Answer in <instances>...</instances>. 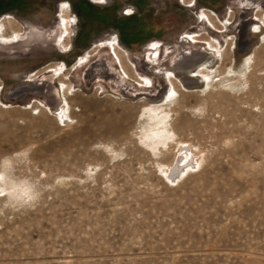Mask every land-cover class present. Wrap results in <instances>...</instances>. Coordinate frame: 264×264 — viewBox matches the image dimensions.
Wrapping results in <instances>:
<instances>
[{"label": "rangeland", "instance_id": "rangeland-1", "mask_svg": "<svg viewBox=\"0 0 264 264\" xmlns=\"http://www.w3.org/2000/svg\"><path fill=\"white\" fill-rule=\"evenodd\" d=\"M196 7L0 12V264H264V0Z\"/></svg>", "mask_w": 264, "mask_h": 264}, {"label": "bare ground", "instance_id": "bare-ground-1", "mask_svg": "<svg viewBox=\"0 0 264 264\" xmlns=\"http://www.w3.org/2000/svg\"><path fill=\"white\" fill-rule=\"evenodd\" d=\"M94 1H99V0H94ZM101 1V0H100ZM184 1V0H183ZM185 2V1H184ZM191 3L189 5H192L193 2L192 0L190 1ZM67 5V4H66ZM64 6L61 5L58 10V18H59V25L61 29V36H60V45L62 46L63 49H68L69 44H70V39H71V31H72V24H71V14L69 10V6ZM113 44H117V40L113 39L112 41ZM180 52V59H184L186 55H191L193 51H184L183 49L179 51ZM178 58V59H179ZM103 65L101 62L94 63L90 69L97 72L99 75L106 79H112L114 80V75L109 71L106 62L102 61ZM88 71V70H87ZM28 88V87H27Z\"/></svg>", "mask_w": 264, "mask_h": 264}, {"label": "clouds", "instance_id": "clouds-1", "mask_svg": "<svg viewBox=\"0 0 264 264\" xmlns=\"http://www.w3.org/2000/svg\"><path fill=\"white\" fill-rule=\"evenodd\" d=\"M9 197L10 203L15 206L16 203H31L35 199L38 198L39 193L35 190V187L29 185L26 191L21 195L18 191L13 188L9 192L6 193Z\"/></svg>", "mask_w": 264, "mask_h": 264}, {"label": "crops", "instance_id": "crops-1", "mask_svg": "<svg viewBox=\"0 0 264 264\" xmlns=\"http://www.w3.org/2000/svg\"><path fill=\"white\" fill-rule=\"evenodd\" d=\"M16 1H18V0H13V3H15ZM177 1L179 3H181L183 6H185L186 8H188L189 10H193L194 14L196 13V11H199V10H207L204 7H201L200 9H197V7H196V0H192V2H193L192 6H188L187 3L184 2L183 0H177ZM190 1H189V3H191ZM127 15H131V13H129ZM190 39L195 41V36H190Z\"/></svg>", "mask_w": 264, "mask_h": 264}, {"label": "trees", "instance_id": "trees-1", "mask_svg": "<svg viewBox=\"0 0 264 264\" xmlns=\"http://www.w3.org/2000/svg\"><path fill=\"white\" fill-rule=\"evenodd\" d=\"M22 2L23 0H18L15 3H13V0H0V12L9 7H20Z\"/></svg>", "mask_w": 264, "mask_h": 264}, {"label": "snow or ice", "instance_id": "snow-or-ice-1", "mask_svg": "<svg viewBox=\"0 0 264 264\" xmlns=\"http://www.w3.org/2000/svg\"><path fill=\"white\" fill-rule=\"evenodd\" d=\"M151 47H152L153 49H155V48L157 47V44L153 43V44L151 45ZM250 59H251V58H249V60H250ZM169 75H171V73H169ZM145 83H150V82L145 81ZM175 96H176V93H175L174 91L169 92V93H168V96H167V98H166V102L174 100ZM197 111H200V110L197 109ZM197 167H199V165H197ZM0 194H2V193H0Z\"/></svg>", "mask_w": 264, "mask_h": 264}, {"label": "flooded vegetation", "instance_id": "flooded-vegetation-1", "mask_svg": "<svg viewBox=\"0 0 264 264\" xmlns=\"http://www.w3.org/2000/svg\"><path fill=\"white\" fill-rule=\"evenodd\" d=\"M188 1H190V0H188ZM103 62H101V64H102ZM103 65V64H102ZM104 66V65H103Z\"/></svg>", "mask_w": 264, "mask_h": 264}]
</instances>
